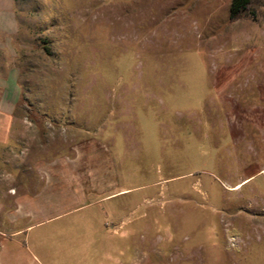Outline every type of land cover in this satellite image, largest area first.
Wrapping results in <instances>:
<instances>
[{
    "label": "rangeland",
    "instance_id": "obj_1",
    "mask_svg": "<svg viewBox=\"0 0 264 264\" xmlns=\"http://www.w3.org/2000/svg\"><path fill=\"white\" fill-rule=\"evenodd\" d=\"M231 2L13 0L0 264H264V4ZM61 162L85 206L17 212Z\"/></svg>",
    "mask_w": 264,
    "mask_h": 264
},
{
    "label": "crops",
    "instance_id": "obj_2",
    "mask_svg": "<svg viewBox=\"0 0 264 264\" xmlns=\"http://www.w3.org/2000/svg\"><path fill=\"white\" fill-rule=\"evenodd\" d=\"M16 32L17 22L13 0H0V52L9 51L10 42L13 40ZM20 98L21 90L17 72L11 70L6 75L0 74V143L6 142L10 137L14 122V111ZM41 170L45 172V179L47 180L45 187L34 196L20 197L17 212H20L23 207L29 206V211L23 213V216L32 219L33 217H46L48 210L59 209L64 203H79L84 205V200L77 190V182L73 176L76 165L69 162L52 163ZM50 191L56 194L54 198H56L57 202L48 201L45 205H41L45 194ZM36 204H39V206L34 209L32 205L35 206ZM30 228H27V230ZM25 230L17 228L13 232V236L16 239L14 241L9 240V242L21 245L19 237L26 235V233H23ZM4 257L7 258L6 252L4 254L1 253V259Z\"/></svg>",
    "mask_w": 264,
    "mask_h": 264
},
{
    "label": "trees",
    "instance_id": "obj_3",
    "mask_svg": "<svg viewBox=\"0 0 264 264\" xmlns=\"http://www.w3.org/2000/svg\"><path fill=\"white\" fill-rule=\"evenodd\" d=\"M255 4H264V0H232L230 7L231 20L251 16Z\"/></svg>",
    "mask_w": 264,
    "mask_h": 264
},
{
    "label": "bare ground",
    "instance_id": "obj_4",
    "mask_svg": "<svg viewBox=\"0 0 264 264\" xmlns=\"http://www.w3.org/2000/svg\"><path fill=\"white\" fill-rule=\"evenodd\" d=\"M234 189H235V190H236V189H239V186H237V187H236V188H234Z\"/></svg>",
    "mask_w": 264,
    "mask_h": 264
}]
</instances>
